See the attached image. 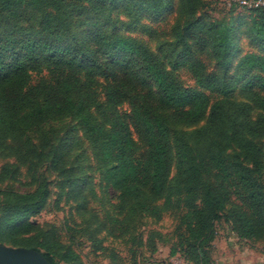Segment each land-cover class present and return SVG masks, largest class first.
Instances as JSON below:
<instances>
[{"label":"trees","instance_id":"trees-1","mask_svg":"<svg viewBox=\"0 0 264 264\" xmlns=\"http://www.w3.org/2000/svg\"><path fill=\"white\" fill-rule=\"evenodd\" d=\"M124 3L0 0V132L16 138L50 121L76 122L101 184L119 194L112 206H129L128 218L176 216L171 254L188 264H212L220 221L240 240L264 241V7L235 3L216 20L201 14L207 0H179L174 39L154 51L123 29L144 31L143 20L172 12L174 0ZM119 9L131 21L112 20ZM244 39L257 51H243ZM52 166L71 180L57 156ZM49 195L46 182L27 194L0 191V244L82 264L29 222Z\"/></svg>","mask_w":264,"mask_h":264},{"label":"rangeland","instance_id":"rangeland-1","mask_svg":"<svg viewBox=\"0 0 264 264\" xmlns=\"http://www.w3.org/2000/svg\"><path fill=\"white\" fill-rule=\"evenodd\" d=\"M133 1L126 0L124 5ZM207 1L209 7L201 14L216 20L228 18L230 7L236 3L235 0ZM178 3L179 0H174V10L168 14L144 19V31L123 29V33L157 51L161 43L174 39L172 28L178 18ZM236 12L246 15L242 10ZM132 17L119 9L112 13L111 19L127 23ZM242 47L245 52L257 51L246 39ZM200 57L210 71L216 70V63L207 53ZM178 73L186 87H196L186 70ZM76 125L71 119L50 121L44 127L20 132L16 138L0 132V191L27 194L46 182L50 192L48 202L29 222L36 232H48L51 243L61 245L62 250H73L82 264H188L181 253L171 254L178 243L174 235L176 216L165 214L161 220H155L136 212L128 218L129 206L122 212L121 208L112 206L119 203V194L104 189L92 146L75 129ZM134 137L142 145L138 136ZM258 142L264 149V136ZM55 156L61 159V166L68 169L71 180L53 168ZM70 181L77 184L73 188L63 187ZM114 219L125 224L116 225ZM124 227H127L126 232ZM211 255L212 264H263L264 241L240 240L230 225L220 221Z\"/></svg>","mask_w":264,"mask_h":264},{"label":"water","instance_id":"water-1","mask_svg":"<svg viewBox=\"0 0 264 264\" xmlns=\"http://www.w3.org/2000/svg\"><path fill=\"white\" fill-rule=\"evenodd\" d=\"M0 264H50V262L37 250L0 244Z\"/></svg>","mask_w":264,"mask_h":264},{"label":"built area","instance_id":"built-area-1","mask_svg":"<svg viewBox=\"0 0 264 264\" xmlns=\"http://www.w3.org/2000/svg\"><path fill=\"white\" fill-rule=\"evenodd\" d=\"M235 2L247 9H257L264 7V0H235Z\"/></svg>","mask_w":264,"mask_h":264},{"label":"crops","instance_id":"crops-1","mask_svg":"<svg viewBox=\"0 0 264 264\" xmlns=\"http://www.w3.org/2000/svg\"><path fill=\"white\" fill-rule=\"evenodd\" d=\"M262 262H263V264H264V255H263V261H262ZM254 264H258V263H254Z\"/></svg>","mask_w":264,"mask_h":264}]
</instances>
